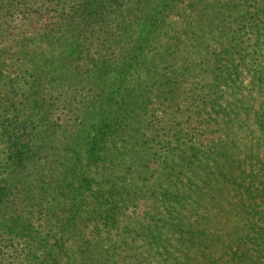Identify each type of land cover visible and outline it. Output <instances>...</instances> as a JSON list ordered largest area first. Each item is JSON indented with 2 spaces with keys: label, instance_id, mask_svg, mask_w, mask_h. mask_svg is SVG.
<instances>
[{
  "label": "trees",
  "instance_id": "1",
  "mask_svg": "<svg viewBox=\"0 0 264 264\" xmlns=\"http://www.w3.org/2000/svg\"><path fill=\"white\" fill-rule=\"evenodd\" d=\"M238 6L0 4V264H264V13Z\"/></svg>",
  "mask_w": 264,
  "mask_h": 264
},
{
  "label": "rangeland",
  "instance_id": "2",
  "mask_svg": "<svg viewBox=\"0 0 264 264\" xmlns=\"http://www.w3.org/2000/svg\"><path fill=\"white\" fill-rule=\"evenodd\" d=\"M6 1L7 0H2V2L0 4H2L3 2H6ZM233 1L239 2V6L236 9H227L228 10L227 13H225L224 10H219L218 14H219L220 19L232 20L234 18L243 16L246 13H249L250 16L262 15L264 13V6H263L264 0H233ZM214 6L217 8L221 7L219 5H214ZM200 35L206 39V44H207V47L205 48L206 51L208 48H211V50L217 49L216 42H214L213 39L210 37L212 34H210V36H207V37H205V33H200ZM181 105H182V103H180V106ZM176 108H175V111L178 113V114H176L177 120L184 122L186 115L181 113L184 111L183 107H179L177 110H176ZM179 112H180V114H179ZM170 118H169V120L172 119V118L171 119ZM55 247H57V249H56L55 255L53 257V260L49 262L50 264H73L72 261L74 258L77 260H79L81 258L84 259V257H82L80 255V251H77L73 247V245L68 244V246H67L65 244H61L60 246H55ZM112 258L114 259V256ZM84 260H86V259H84ZM81 264H83V263H81ZM91 264H93V263L91 262Z\"/></svg>",
  "mask_w": 264,
  "mask_h": 264
}]
</instances>
